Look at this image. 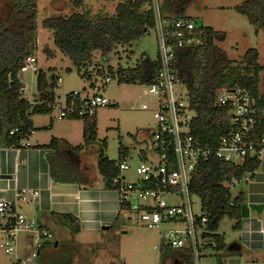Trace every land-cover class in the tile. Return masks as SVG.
Masks as SVG:
<instances>
[{"label": "trees", "instance_id": "obj_1", "mask_svg": "<svg viewBox=\"0 0 264 264\" xmlns=\"http://www.w3.org/2000/svg\"><path fill=\"white\" fill-rule=\"evenodd\" d=\"M83 1H75L77 8L82 6ZM193 2L194 0H167V5L173 17L189 18L186 12ZM12 4L14 10L10 11L7 19L0 21V149L20 148L22 142L36 130L32 118L53 112L52 108L34 105L26 99L20 79L25 60L32 57L36 49V1L12 0ZM236 11L246 16L257 32L264 28V0H246L236 7ZM44 27L54 33L55 44L73 61L80 77L92 81L91 88H95L94 77L97 76L104 77L105 81L111 77L119 84L138 81L149 84L159 69V60L152 61L147 56L136 68L110 66L107 71L91 69L95 52L99 51L105 57L118 46H131L155 29L151 0H122L113 17H92L78 12L70 17L54 16L44 22ZM201 29L204 31L203 44L180 50L176 68L181 81L188 88L192 108L199 113L193 124L194 133L217 146L219 139L228 135L231 130L229 108L216 105L218 92L223 88H247L258 99L259 107L263 108L261 82L264 66L259 63V52L256 49L247 51L240 62L231 60L217 44L224 41L225 34L210 26H203ZM55 84L56 82L50 84L46 73L40 71L39 99L53 101ZM71 94L67 95L68 101ZM71 120H83L84 144L74 147L62 139L53 138L49 145L42 146L53 150L48 156L52 178L60 183L88 184L90 181L81 174L80 167H76V164H80L84 149L97 146L100 155L98 170L105 182H108L118 173L121 155L119 160H110L104 155L107 143L98 141L96 115L74 117ZM15 129L17 131L10 134ZM257 129V136L263 137L264 122ZM120 150L127 153L128 148L121 145ZM260 166L261 159L257 156L248 157L241 166L210 159L203 162L194 175L192 192L200 198L207 213L211 231L209 236L216 242L214 249L217 253L225 249L223 237L218 233L221 222L225 218L241 220V208L246 202L244 192L233 198L226 184L232 178L241 183L246 176L252 178ZM123 212L125 210L121 209L110 229L119 226ZM66 218L72 219L70 216ZM51 244L53 243L47 242L42 248ZM160 249L161 259L165 264H194L190 251L170 249L164 243ZM232 254L239 253L233 251L229 255ZM229 255H218L220 264H223L221 257Z\"/></svg>", "mask_w": 264, "mask_h": 264}, {"label": "built area", "instance_id": "obj_2", "mask_svg": "<svg viewBox=\"0 0 264 264\" xmlns=\"http://www.w3.org/2000/svg\"><path fill=\"white\" fill-rule=\"evenodd\" d=\"M151 3L159 43V69L153 81L146 84L144 95L156 97L157 109L153 115L156 129L149 132L147 147L137 151L138 165L132 166L127 162L133 156L129 149L127 153L119 149L122 159L118 164V173L106 181V187L117 192L120 209L129 214L136 213L147 228L166 227L162 231L164 245L174 250L190 251L194 264H201L205 250L216 252V242L209 236L210 222L203 205L200 213L195 212L193 197L196 196L192 192L194 175L200 165L210 159L235 166L243 165L248 157L261 159L264 136H257V128L264 122V107H259L258 99L247 88H223L218 92L216 105L229 108L230 132L219 139L217 146L196 135L193 124L199 113L191 106L188 88L180 79L176 63L180 50L203 44L204 31L201 28L205 25L197 19L164 17L159 0H151ZM36 61L35 57H29L24 62L20 75L24 94L26 85L22 73ZM58 81H61L60 77ZM113 81L109 77L106 84ZM180 87L185 88L184 93L180 92ZM99 89L95 88L96 91ZM32 103L53 111L57 104L55 99H38ZM109 105V99L97 92L92 96L73 92L70 101L66 97L58 119L93 117L98 108ZM138 107L145 111L150 109L146 103ZM132 171L137 176L135 181L127 178ZM250 181V176L243 179V183ZM240 183L232 178L226 186L230 189ZM28 196L36 200L39 193L29 190L17 194L19 201H27ZM0 217L6 219L1 248L5 254L13 256L11 264H34L37 254L17 256L18 239L29 233H38L47 239H52L53 235L40 229L36 219L19 213L17 202L0 200Z\"/></svg>", "mask_w": 264, "mask_h": 264}, {"label": "rangeland", "instance_id": "obj_3", "mask_svg": "<svg viewBox=\"0 0 264 264\" xmlns=\"http://www.w3.org/2000/svg\"><path fill=\"white\" fill-rule=\"evenodd\" d=\"M34 1H36L38 17L36 49L32 57H35L37 61L29 65L22 73L23 82L26 85L24 97L31 102L39 99L38 74L44 71L50 84L56 82L53 93L57 102L51 114L36 115L35 120L43 123L52 119L60 133L70 129L69 131L74 133L75 142L80 144L83 142V120L58 119L59 110L64 106L67 95L72 92H80L83 96H92L97 92L108 98L111 103L96 111L98 141L107 143L104 155L110 160H119V149L123 145L131 151L130 154H133L127 162L132 166L138 165L139 160L136 153L140 149H145L149 142L142 135L156 129V120L153 117L157 109L156 97L144 95L147 85L139 81L133 84H119L117 81L106 84L104 77L97 76L94 77L95 87L100 89L96 91L95 88H91L92 81L80 77L73 61L55 44L54 33L44 27V22L51 17H70L77 12L89 14L92 17L101 15L113 17L122 0H84L80 8H77L76 0ZM245 1L194 0L186 16L224 33V41L217 44L226 51L231 60L240 62L247 51L256 49L259 52V63L264 66V28L257 32V29L249 23L248 18L236 11V7ZM159 6L164 17H173L167 0H159ZM12 10H14L12 0L0 2V21L7 19ZM145 56L152 61L158 60L159 43L155 29L131 46H118L105 57L101 52H95L91 69L100 68L107 71L110 66L125 69L136 68ZM95 72L96 70L93 73ZM58 77L61 81L57 80ZM261 91L264 94V73H262ZM180 92L184 93L185 88L180 87ZM142 103L150 105V109L141 110L138 105ZM99 158L97 146L90 155L84 156L86 166L89 163L86 170L92 176L95 174L100 180L103 177L98 170ZM127 178L130 181L137 180L133 171L127 174ZM244 188L243 183L231 187L232 197H237ZM193 203L195 212L200 213L202 206L200 198L193 197ZM122 214L121 223L114 229L96 234L74 232V235L77 234L74 240L69 238L60 249L63 256L61 264L71 263L69 258L70 255H74V249H72L74 246L75 251L77 250V254L80 255L77 264H165L161 259L160 247L164 243L162 231L166 227L149 229L139 221L136 213L123 212ZM232 224L233 220L225 218L220 224L218 233L232 235ZM41 239L47 241L45 237ZM232 240L227 239L228 244ZM210 262H216V258H201V264Z\"/></svg>", "mask_w": 264, "mask_h": 264}, {"label": "crops", "instance_id": "obj_4", "mask_svg": "<svg viewBox=\"0 0 264 264\" xmlns=\"http://www.w3.org/2000/svg\"><path fill=\"white\" fill-rule=\"evenodd\" d=\"M32 122L36 130L22 142L20 148L0 149V200L17 202L19 213L36 219L40 229L54 235L47 241H42L38 233L22 235L17 243V256L37 254L34 264H61L63 256L60 249L69 238L74 240L79 233L104 232L105 226H109L110 230L121 211L119 196L115 190L106 187L104 178L99 180L95 174L92 176L86 170L89 163L86 166L84 156L90 155L96 146L84 149L80 164H76L81 174L90 181L88 184L55 181L48 160L53 150L42 146L49 145L53 138L62 139L74 147L80 146L84 144V136L83 142L79 144L75 142L74 133L70 129L60 133L52 119L38 123L34 116ZM142 137L149 140V132ZM243 184L245 188L241 192H244L245 203L264 206V154L261 166L251 181ZM29 190L37 191L38 199L33 200L28 196L27 201H19L17 194ZM5 220L0 217V264H11L13 256L5 254L1 248ZM231 220L232 235L219 233L223 237L225 249L218 253L205 250L204 258H216V262L208 264H220L218 255H229L233 251L239 254L221 257L223 264H264V210L261 214L251 211L248 218ZM74 232L77 234L74 235ZM227 239L233 240L228 244ZM47 242L53 244L42 248ZM72 249L74 255L71 253L69 262L77 264L80 255L75 251V246Z\"/></svg>", "mask_w": 264, "mask_h": 264}, {"label": "water", "instance_id": "obj_5", "mask_svg": "<svg viewBox=\"0 0 264 264\" xmlns=\"http://www.w3.org/2000/svg\"><path fill=\"white\" fill-rule=\"evenodd\" d=\"M22 79V76H21ZM24 87V85H23ZM264 210V206L263 205H254V204H248V203H244L242 205L241 211H242V217L243 218H248L250 216L251 211L256 212L257 214H261ZM104 230H108L109 226H105L103 228Z\"/></svg>", "mask_w": 264, "mask_h": 264}]
</instances>
